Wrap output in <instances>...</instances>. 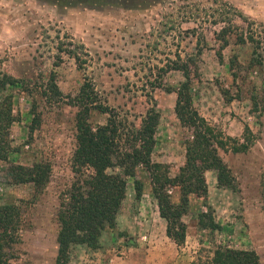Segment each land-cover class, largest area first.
Segmentation results:
<instances>
[{
    "label": "rangeland",
    "instance_id": "1",
    "mask_svg": "<svg viewBox=\"0 0 264 264\" xmlns=\"http://www.w3.org/2000/svg\"><path fill=\"white\" fill-rule=\"evenodd\" d=\"M221 27L229 33L219 49L214 33ZM240 34L251 35L259 45L240 42ZM69 43L85 61L81 68L57 50ZM176 55L194 59L190 86L199 115L231 137L240 138L244 125L253 135L244 152L218 150L232 186H218L215 172H204L206 194L188 196L181 217L187 235L180 246L193 251L192 264H210L216 246L252 249L264 264V0H0V77L17 80L0 90V96L10 95L16 117L11 152L0 160V204L18 205L22 216L10 264L54 262L58 196L73 179L76 107L70 99L85 79L97 100L116 110L129 127L139 125L152 99L159 118L150 158L166 164L169 175L177 172L189 131L179 125L175 94L165 87H175L182 76L159 70ZM50 83L58 95H51ZM105 118L92 109L88 121L95 126ZM40 161L50 168L41 192L30 183L12 182L9 165ZM169 194L177 202L178 189L171 187ZM155 206L147 172L139 167L125 179L114 226L101 231L96 249L72 246L69 264H104L103 255H120L135 239L144 240L161 223ZM199 212L219 228L200 226Z\"/></svg>",
    "mask_w": 264,
    "mask_h": 264
},
{
    "label": "trees",
    "instance_id": "2",
    "mask_svg": "<svg viewBox=\"0 0 264 264\" xmlns=\"http://www.w3.org/2000/svg\"><path fill=\"white\" fill-rule=\"evenodd\" d=\"M228 33L226 27H221L214 33L215 38L221 42L219 49L225 46ZM237 38L240 42L247 39L259 45L251 35L244 38L240 34ZM67 45L69 47H58L57 50L64 51L81 68L85 61L77 53V47L71 43ZM199 53L200 49L196 47L194 55ZM217 57L220 60L219 52ZM193 60L190 56L181 59L176 55L164 68H159L162 72L177 70L182 76V80L175 87H165V90L175 94L173 112L179 125L189 131V136L183 141V162L173 176L169 175L166 164L153 162L150 158L159 118L152 99L137 127L132 124L129 127L116 110L99 102L89 80L85 79L77 94L70 99L76 107L75 146L71 157L73 179L58 196L55 213L56 254L53 264H69L70 249L74 245H85L90 249L98 247L101 231L114 226L115 216L124 198L125 179L133 177L139 167L147 172L158 215L165 221V236L177 246L183 244L185 238L186 225L181 217L187 211L188 196L194 194L203 197L206 194L204 172L213 170L218 186H232V176L218 150L244 152L250 147L253 135L244 125L240 138L231 137L208 124L199 115L192 103L190 86L189 67L194 65ZM228 68H233L232 60L228 62ZM16 81L14 77L3 74L0 77V90L14 85ZM50 84L51 95H58L56 85ZM11 106L10 95H1L0 160H6L11 152L10 127L16 119ZM254 108L255 104L253 110ZM92 109L106 114L103 124L92 126L89 123L88 116ZM34 120L33 117L32 123ZM32 128L30 125V129ZM113 168L118 170L107 171ZM8 170L13 183H30L33 191L39 193L48 179L50 168L46 162L40 161L30 166L12 164ZM135 186L138 195L140 184L136 182ZM171 187L178 189L177 202L170 199ZM262 211L264 218V205ZM197 222L202 227L219 228L204 212L198 213ZM21 223L22 216L18 205L0 204V264H10V260L16 257L15 245L19 242ZM209 263L259 264V259L252 249L216 246L212 250Z\"/></svg>",
    "mask_w": 264,
    "mask_h": 264
},
{
    "label": "crops",
    "instance_id": "3",
    "mask_svg": "<svg viewBox=\"0 0 264 264\" xmlns=\"http://www.w3.org/2000/svg\"><path fill=\"white\" fill-rule=\"evenodd\" d=\"M153 214L161 220L159 228L145 234L144 240L135 239L136 243H131L120 255H103L104 264H192L193 251L175 245L165 236V221L159 217L156 206Z\"/></svg>",
    "mask_w": 264,
    "mask_h": 264
}]
</instances>
